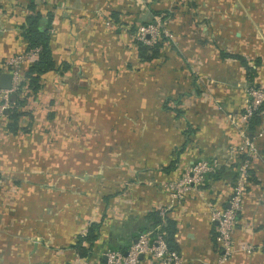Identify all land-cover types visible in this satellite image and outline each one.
<instances>
[{"label": "rangeland", "instance_id": "374dc122", "mask_svg": "<svg viewBox=\"0 0 264 264\" xmlns=\"http://www.w3.org/2000/svg\"><path fill=\"white\" fill-rule=\"evenodd\" d=\"M187 3V0H12V18L17 21L38 9L53 13L48 30L52 54L57 64L64 62L67 68L64 72L54 69L39 77V90L25 97L24 122L20 128L30 121L32 128L40 132V151L52 158L53 154L57 157L60 149L58 157L61 156L63 164L33 166L22 184L26 192H20L14 184L8 187L16 192H0L4 205H35L24 222L20 216L16 227L6 231L9 238L6 246L0 248L1 264H62L64 256L59 261L53 255L69 251L75 241L74 237L67 243L72 229L66 224L68 216L75 214L74 207L81 203L77 196L82 194L100 201L102 192H116L107 199L113 210L119 202L133 203V192H168L179 198L190 192L191 187H211L210 182L224 174L231 192L242 168L247 173L243 183V191L246 190L247 179L251 177L248 168L251 170L255 158L263 154L259 144L264 142V105L259 110L263 124L255 126L252 132L246 129L249 116L243 114L252 99L264 92L263 67L258 68L253 82H240L237 79H243V75L236 63L213 59V55L219 50H240L250 60L256 53L264 55V23L259 19L251 25V32L240 31L233 38L229 37L231 33L214 34L213 23L197 20L196 7ZM157 9L165 10V17L152 13ZM136 40L148 46L160 42L158 56L140 61ZM4 58L1 68L13 73L15 91L34 55L24 48ZM220 88L226 91L238 88L242 92L235 104L227 107L230 98L223 96ZM20 91L23 94L27 91L25 85ZM172 107L179 110L176 115ZM188 118L190 128L192 125L203 129V138L216 133L214 144L219 143L223 132L227 156L196 151L194 136L184 124ZM183 129L187 136L181 135ZM183 138L190 141L192 159L190 162L182 159L178 174L166 176L159 167L174 155ZM202 161L208 167L196 181L192 172ZM54 191L61 192L62 197L52 195ZM39 205L43 206V213L37 212ZM168 206L159 205L150 212H165ZM124 222L120 219L118 224ZM120 227L123 241L106 246L104 254L109 249L125 252L134 242L133 237L137 239L141 233L125 224ZM157 227H149L151 233H145V237L152 240ZM115 228L112 232L117 231ZM55 237L60 241L54 242ZM15 239L23 245L16 247ZM248 247L250 251L253 248ZM21 248L23 254L17 252ZM144 253L149 264H153L149 252ZM22 256H26L28 263L21 260ZM81 261L96 264L85 258ZM172 264H178L177 260Z\"/></svg>", "mask_w": 264, "mask_h": 264}, {"label": "crops", "instance_id": "0c3cea01", "mask_svg": "<svg viewBox=\"0 0 264 264\" xmlns=\"http://www.w3.org/2000/svg\"><path fill=\"white\" fill-rule=\"evenodd\" d=\"M11 2L12 0H0V72H2L1 67L5 59L4 57L20 52L26 48L25 40L22 38L20 32V26L23 24L25 17L22 21H17L12 18V9L10 8ZM187 2L188 6L194 5L196 7L197 20L213 23V31L210 28L208 29L214 34L220 32L223 35H225V33H231L229 37L233 38L237 37L240 31L247 32L246 30H248L251 32L253 23H258L259 19L264 23V0H187ZM4 4L5 7L2 6ZM36 11L44 16L49 12L51 15L50 24H52L54 16L52 12L49 10L41 12L39 9ZM218 23H224V25H219ZM234 24H237L235 25L236 28L240 29L237 30L233 28L235 27L233 26ZM246 34H248V32ZM250 34L252 33H249V35ZM49 40L51 44L50 36ZM205 52L204 49L201 51L200 55L205 56ZM221 52L240 54L243 56L248 64L255 70L251 80L248 79L243 67L236 59L222 57L220 54ZM253 56L254 57L250 60L240 50L233 52L219 50L215 56L213 55V59L218 58L219 61H234L241 69L243 75V79L238 78L237 81L241 82L243 80L251 83L258 76V68L261 66L263 67L262 74L264 75V55L256 53ZM50 71L51 70H48L42 73L40 77L46 76ZM262 79H264V76ZM69 85V87L72 88V83L69 82ZM71 92L75 91L70 90V93ZM221 92L223 96L226 94V96L230 98L226 101V105L227 107H231L230 105L235 104L237 97L241 95L242 89L232 88L228 91L221 89ZM173 100L174 103H178L176 99ZM161 107L164 108L163 103ZM174 109L177 108L174 107ZM177 111L179 110L177 109ZM5 112L0 116V127L2 129V131H0V133H2V138L0 139V182H3V185L0 184V192L17 191L13 190L12 187H8L9 184L17 186L20 192H26L22 184H24L23 181L26 178L27 172L36 165L60 164L61 156L58 157V155H60V149H57V157L53 154L52 158L47 157L44 150L40 151L42 149V144L39 143L38 138L41 135L39 131L34 130L37 129L36 127L33 126L34 129L32 128L31 122L27 131L20 128L21 130L18 129L15 133H11L6 126L8 120ZM176 114L177 112H175V115ZM22 120L24 122V119ZM261 123L263 124L260 118L259 124ZM184 124L188 127L191 124L190 119H185ZM191 128L193 129L191 134L194 136L193 141L197 144L196 151L198 150L203 154L209 155H212V153H219L218 155L222 157L227 156V139L223 138V132L221 133L222 137L219 139V143L214 144L216 133H212L209 137L203 138V129H201L200 126L191 125ZM184 129L181 131V135H185L186 131H184ZM200 139H203V141ZM187 141L183 138L180 146H177L178 149L174 152V155L168 157L167 161L159 167L160 171L164 172L166 176L173 177L174 174H178L182 159L189 162L192 159L191 155L193 152L189 150L190 141ZM215 147L217 148L216 151ZM259 147L263 154L255 158L251 167V177L254 176L257 180L253 181L249 179V177L247 179L246 190L243 191L242 206L240 212L235 216L231 232V242L233 246L237 248L229 255L226 256L215 238L214 240L211 238V230H216L215 221L211 219L213 211L225 207L228 204L227 200L230 195V183L226 177L227 175L224 174L219 175L217 178L215 177V180H209L211 181L210 183H212L211 187H191L192 190H189L190 192H185L183 196L179 198H173L168 192H133V203L132 201L128 203L126 200H123L124 202H119L116 205V209L113 210L110 209L111 205L108 204L109 200L107 201V199L116 192H102L100 201L93 200L90 196H85L86 194H82L83 196L79 195L77 197L81 200V203L74 207L75 214L68 216L69 223L66 224V226L69 227L71 225L72 232L69 235L70 238L67 243L70 244L77 234H83L87 224L91 220L102 218L97 238L93 241L90 253L87 256L79 255L72 243L69 251H61L60 254L57 253L55 255L52 254L53 258L61 261L64 256L62 264H83L81 259L84 258L87 259V261L92 260L96 264H105L106 257L104 250L106 246L108 247L113 244L118 245L123 241L119 235L120 226H124L125 224L128 226V229L141 230L146 227V223H151L149 214L153 208L155 209L159 205L169 204V206L165 208V212H162L175 221L176 230L173 234V238L177 246L176 254L178 264H264V142H261ZM61 164H63V161ZM168 164H172V167L169 170H164L163 167ZM58 180L62 181L61 178ZM52 195L62 197L61 192L54 191ZM130 196L132 195L130 194ZM27 201L31 203L30 199ZM34 206L35 205H21L14 207L12 203L8 206L7 204H3V199H0V235H5L0 236V248L6 246L9 238V234L7 233L8 230L16 227L20 216L21 221L24 222V218H28V214L31 213V208ZM37 207H40V210H37V212H44V210H42L43 206L39 205ZM111 213H113V217L109 218ZM116 213L118 214L116 215ZM144 214L147 216H143ZM120 219L125 220L124 223H121L123 225L118 224V222L120 223ZM116 226L117 231L112 232L115 230L111 229H116ZM153 227H156V225ZM3 229L5 230L4 232L2 231ZM150 229L145 228L142 232L146 231V233H148ZM147 237L148 242H150L151 237ZM14 238L15 237H13V239ZM55 238L56 239H53L54 242L57 240L60 241L59 237ZM15 242H18L16 247L23 245V243H20L17 239H15ZM13 244L12 242V245ZM240 245H252L253 248L251 251H246L239 248ZM17 252H22L21 254H23V248L19 249ZM48 258L50 260V257ZM21 260L28 263L26 256H22ZM135 264H149L147 254L141 253L140 256L138 255V260ZM153 264H158V262L155 261Z\"/></svg>", "mask_w": 264, "mask_h": 264}, {"label": "trees", "instance_id": "16d2710c", "mask_svg": "<svg viewBox=\"0 0 264 264\" xmlns=\"http://www.w3.org/2000/svg\"><path fill=\"white\" fill-rule=\"evenodd\" d=\"M29 8L33 10V6L29 5ZM153 14L159 15L161 18L165 17V10H153ZM114 15V13H112ZM51 15L49 12L45 14V18L38 12L34 11L25 16L23 24L20 26V32L22 38L25 40L26 49H36V53L34 59L24 68L22 80L18 83L17 90L11 92L9 94L10 105L6 109L5 115L7 117V129L11 133H15L18 129H20V125L22 123V116L25 115V112L22 110V106L25 103V97L29 94L36 93L40 88V75L48 70L60 69L61 72L65 71L67 68L66 63L57 64L54 60L51 44L49 40V26H50ZM161 39H165V37H161ZM137 48V56L140 61H150L155 59L158 56L159 48L161 46L160 42H155L152 46H148L141 41H134ZM222 57H230L236 59L239 64L243 67L246 76L249 80L254 75L255 70L251 65L248 64L247 60L241 56L240 54H230V53H220ZM256 63V62H255ZM27 88V91L24 94L20 91V88L24 86ZM21 96V97H20ZM259 104L252 112L250 113L248 119L246 120V129L249 132L259 124V110L261 109V105ZM165 104H163V107ZM172 110L178 112L177 109L172 107ZM28 126H30V121L26 123L23 130L27 131ZM189 134H192L193 129L188 126ZM188 132H185V136H187ZM172 167V164H168L163 167L164 170H169ZM248 173L251 174V170L248 168ZM217 174V173H215ZM253 181L257 179L252 176ZM149 219L151 223L148 225L149 227L158 226L154 232H159L167 246L168 249H172L176 252L177 246L175 244L173 234L176 230L174 219L168 217L165 213L161 216L158 211L150 212ZM102 218L98 220H91L85 229L83 234H77L75 237V241L73 242V247L77 251L79 255H89L91 245L93 241L97 238L98 229L101 224ZM145 227V228H149ZM138 230V232L144 231V229ZM154 229V227H153ZM216 235V230H211V238L214 240ZM124 250V249H122Z\"/></svg>", "mask_w": 264, "mask_h": 264}, {"label": "built area", "instance_id": "2783aa9c", "mask_svg": "<svg viewBox=\"0 0 264 264\" xmlns=\"http://www.w3.org/2000/svg\"><path fill=\"white\" fill-rule=\"evenodd\" d=\"M142 31L143 28H140ZM27 51L33 52L35 56L36 49H27ZM11 74V84L7 89H0V116L9 107V94L14 90L13 88V73ZM264 101V92L257 96V99H252L251 103L245 109L243 116L247 117L250 115L252 110H254L261 102ZM206 161H202L194 166V171L192 175L196 181H199L202 174L201 172L207 169ZM244 167V166H243ZM246 169L242 168V173L235 181V184L230 192L228 199V204L219 209L213 211L211 219L215 220L216 224V235L215 240L220 246L224 254L229 253L233 249V244L231 242V232L233 229V224L235 220V215L238 209L241 207V197L243 193V183L246 181ZM237 210V211H236ZM161 216L163 212L158 211ZM157 227V226H156ZM151 231V230H150ZM145 232H141L137 237L136 241L132 242L125 252H119V250H107L105 253V264H134L138 260V255L144 251H148L151 255V259L158 261V264H172L176 262L177 254L174 250L168 249L162 235L159 232L154 233L152 240L150 239V244H148L147 237H145ZM246 251H249V247L245 245H240Z\"/></svg>", "mask_w": 264, "mask_h": 264}, {"label": "water", "instance_id": "95a60500", "mask_svg": "<svg viewBox=\"0 0 264 264\" xmlns=\"http://www.w3.org/2000/svg\"><path fill=\"white\" fill-rule=\"evenodd\" d=\"M10 84H11V74L9 72H4V71L0 72V89L9 88ZM133 241H136V237H133ZM140 255L141 254H139V256Z\"/></svg>", "mask_w": 264, "mask_h": 264}]
</instances>
